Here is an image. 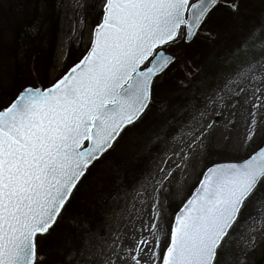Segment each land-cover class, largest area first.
Returning a JSON list of instances; mask_svg holds the SVG:
<instances>
[{
  "label": "snow or ice",
  "instance_id": "snow-or-ice-1",
  "mask_svg": "<svg viewBox=\"0 0 264 264\" xmlns=\"http://www.w3.org/2000/svg\"><path fill=\"white\" fill-rule=\"evenodd\" d=\"M101 2L86 53L49 86H22L0 108V264H49L53 233L89 178L152 111L161 81L180 63L175 50L201 34L215 42V14L226 10L238 20L242 10V0ZM257 39H264V21L206 65L184 62L183 102L169 106L151 139L167 148L171 137L179 147L133 183H114L109 196L124 207L111 238L97 247L98 264H226L228 257L237 264L238 236L243 257L264 239V146L204 167L191 195L168 211L171 179L203 158L228 101L233 116L241 102L248 106V133L234 151L264 126ZM233 65L235 78L225 72ZM208 87L215 99L202 106Z\"/></svg>",
  "mask_w": 264,
  "mask_h": 264
},
{
  "label": "rangeland",
  "instance_id": "rangeland-1",
  "mask_svg": "<svg viewBox=\"0 0 264 264\" xmlns=\"http://www.w3.org/2000/svg\"><path fill=\"white\" fill-rule=\"evenodd\" d=\"M101 7V0H0V108L10 103L22 86H47L78 61V57L89 47L92 29L99 21ZM261 21H264V0H242L238 20L232 19L226 10H221L209 23V29L217 37L215 42L201 34L190 45H181L175 50L176 55L180 57V63L161 81L152 111L137 130L121 142L109 160L89 178L53 233L45 253L49 264H98L97 247L111 238L124 201L112 200L108 196L103 201V212L100 213V217L87 214L86 202L91 201L92 204L95 202L93 199L98 200L108 195L114 178L113 172L115 173L109 170L111 166L123 164L129 159L128 156H134L133 152L142 146L139 140L148 132L155 120L161 115L168 114L170 99L177 98V91L182 87L184 62H193V57L197 56L193 63L206 65L212 54L218 53L221 49L225 52L239 41L241 36L237 35L238 41L233 38L236 32L244 33ZM27 36L29 38H26ZM254 45L264 50V39L254 40ZM235 69L236 65H233V69H225V72L232 71L235 78ZM260 74L264 76V70H261ZM207 97L211 99L206 100ZM214 99L211 87L202 90V106L205 103L211 104ZM231 103L227 102V111L212 130L203 158L198 159L195 166H190L187 172L181 173L177 170L171 179L173 195L169 197L168 202L170 213L178 210L182 199L191 195L198 183L201 170L213 160V157L215 160L220 158L236 160L264 143V131L260 130L264 126H258V134L253 142L239 151L233 150L234 145L244 144V138L248 133V106L241 102L239 113L233 116ZM215 108L216 105L213 104L208 111L214 115ZM211 119L212 116H209L205 122H210ZM165 144L167 148L162 144L145 159L144 170L158 163L166 152L170 153V150L179 147V141H174L171 137ZM123 173L125 175V172ZM124 175L120 174L118 178L123 180ZM129 175L133 176L132 173ZM137 179L134 177L133 181L127 183L131 184ZM93 183L95 188L89 190ZM99 206L93 207L96 208L94 212L98 215ZM256 210H261L259 205ZM257 223L259 224V220ZM243 249L244 241L238 236L233 245L237 264L241 259H246V264H264V239L258 240L255 249L248 251L246 257L241 255ZM226 264H232V257L226 258Z\"/></svg>",
  "mask_w": 264,
  "mask_h": 264
},
{
  "label": "trees",
  "instance_id": "trees-1",
  "mask_svg": "<svg viewBox=\"0 0 264 264\" xmlns=\"http://www.w3.org/2000/svg\"><path fill=\"white\" fill-rule=\"evenodd\" d=\"M24 34H26V32H24ZM240 34L242 35V32L241 33L239 31L236 32L233 35V38H235V40L238 41L237 38H238V36L239 37L241 36ZM26 38H29V37L27 36ZM29 39H31V35H30V38ZM221 52H222V49L218 53H216V54H219ZM48 57H49V59H51V56L49 54H48ZM81 57H82V55L78 57V60ZM194 60H197V56H194L193 57L192 61L195 62ZM76 62H74V63H76ZM69 67H71V65ZM50 84H48L47 86H49ZM44 87H46V86H44ZM181 92H182V87H180L179 90L177 91L178 97L177 98H174L172 100L170 99L169 106L172 105V104H174V103H182L183 102V97L181 95ZM5 106H3V107H5ZM3 107H1V108H3ZM167 115L168 114L163 115V116L161 115L160 117H158L155 120V122L149 128L148 132H146L144 134V136L142 137V139L139 140V142L142 143V146H140V148L136 152L135 151L133 152V153H135V155L133 154L134 156H128L127 158H129V159H127L123 164L121 163L118 166L116 164H113V166H111V169H109V170H111V173H112L113 169L115 168V169H118L119 170L118 171V175H117L116 172L115 173L113 172V176L112 177H114V178L112 179L113 181H112L111 186L109 188L110 191L107 192L108 195H105L102 198H99L98 200L93 199L95 202H93L92 204L90 203L91 201L90 202H86L85 208H86V211L88 212L87 213L88 215H91L92 217H94V216L100 217V213L102 214V212H103V204H104L103 201L106 200L108 198L109 194L112 192L111 189H112V187H114V183H117L119 180H121L123 182H126V183L127 182H131V181H133V178L134 177H135V179H137L140 176V173L145 168V159L149 157V155H150V153L152 151H154L155 149H157L159 146L162 145V144H154V143H152L151 142V139H152L154 133H156L158 127L161 124L164 123L165 117ZM126 155H128V153ZM232 160L233 159H226V158H220L219 160H215L214 157H213V160H211L208 163L207 166H210V165H212L214 163L229 162V161H232ZM123 172H125V175H124ZM130 173H132L133 176L130 177V175H129ZM120 174L121 175L122 174L124 175V179L123 180L120 177L118 178V176H120ZM103 185L105 186V183H103ZM93 188H95V184L94 183H93L92 187L89 190H91ZM99 196H101V194H99ZM99 204H101V205L99 206ZM94 205L97 206V207L99 206V209H98L99 210V215H98V213L94 212V209H96V208H93Z\"/></svg>",
  "mask_w": 264,
  "mask_h": 264
},
{
  "label": "water",
  "instance_id": "water-1",
  "mask_svg": "<svg viewBox=\"0 0 264 264\" xmlns=\"http://www.w3.org/2000/svg\"><path fill=\"white\" fill-rule=\"evenodd\" d=\"M261 146H264V143ZM222 163H224V162H222Z\"/></svg>",
  "mask_w": 264,
  "mask_h": 264
}]
</instances>
